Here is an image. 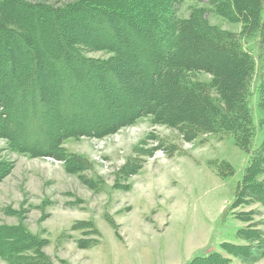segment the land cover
<instances>
[{"label":"trees","instance_id":"1","mask_svg":"<svg viewBox=\"0 0 264 264\" xmlns=\"http://www.w3.org/2000/svg\"><path fill=\"white\" fill-rule=\"evenodd\" d=\"M201 3L204 0H194ZM183 0H73L56 7L31 0H0V138L9 150L63 163L94 192L105 181L87 177L92 162L64 145L68 138L104 137L150 116L154 125L178 130L182 139L230 136L248 153L232 210L247 223L237 231L241 243L222 242L218 251L196 255L183 264H252L264 259V231L254 220L257 210H236L258 204L264 209V136L253 148L256 125L249 100L257 91L259 127H264V0H207L212 11L231 23L236 33L207 22L205 7L180 17ZM258 38L257 56L242 41ZM103 51L106 58L88 56ZM257 59V60H256ZM203 71L208 81L192 79ZM264 132V131H263ZM115 174L113 187L135 174L145 157L162 150L172 157L177 147L146 140ZM12 164L0 159V181ZM220 173L233 172L228 162ZM15 224L0 222V259L7 264H55L46 253L49 239L31 231L19 210ZM106 221L121 239L117 224ZM71 230L88 238L79 248L99 243L92 220H78ZM65 235H63L64 237Z\"/></svg>","mask_w":264,"mask_h":264},{"label":"rangeland","instance_id":"2","mask_svg":"<svg viewBox=\"0 0 264 264\" xmlns=\"http://www.w3.org/2000/svg\"><path fill=\"white\" fill-rule=\"evenodd\" d=\"M31 1L59 7L73 0ZM195 6L206 8L208 23L236 33L241 30L240 23H231L212 11L207 0H183L178 15L188 17ZM242 43L257 56L258 38ZM87 55L106 58L110 54L94 51ZM210 78L203 71L192 73L197 81ZM256 98L254 90L249 100L256 125L253 148L264 136ZM150 133L157 140L175 143L176 153L167 157L162 150L155 151L152 157L144 158L135 174L119 178V182L130 184L128 190L114 188L115 174L137 156L134 148ZM156 139L146 140L144 147L155 145ZM63 145L92 162L93 168L85 175L103 178L102 190L89 189L77 175L68 174L62 162L13 152L0 138V159L12 164L10 173L0 181V222L17 223L19 218L6 215L4 210H19L31 231L49 239L45 251L55 264H183L196 255L218 251L222 242L241 243L237 231L247 223L236 218L232 204L249 155L230 136L186 142L177 129L154 125L151 117L145 116L104 137L68 138ZM223 162L232 166V173H220ZM251 209L257 210L254 220L264 231V209L258 204L236 210ZM106 214L115 220L120 240ZM78 220H92L97 225L101 237L96 246H77L78 239L88 238L70 229ZM0 264L7 263L0 259ZM232 264L244 263L235 259ZM252 264H264V259Z\"/></svg>","mask_w":264,"mask_h":264}]
</instances>
